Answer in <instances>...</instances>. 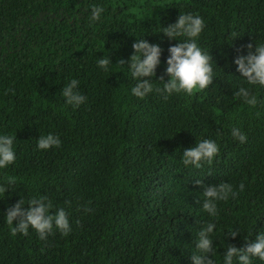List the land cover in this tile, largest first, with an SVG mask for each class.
Returning <instances> with one entry per match:
<instances>
[{
  "label": "trees",
  "instance_id": "obj_1",
  "mask_svg": "<svg viewBox=\"0 0 264 264\" xmlns=\"http://www.w3.org/2000/svg\"><path fill=\"white\" fill-rule=\"evenodd\" d=\"M94 3L105 5L103 23H87ZM180 12L204 19L199 44L212 56L213 83L191 96L135 97L127 66L133 42L143 35L161 46L150 79L162 84L156 79L176 40L159 31ZM261 39L264 0H0V132L15 135L17 153L0 169V178L17 177L0 199V264H191L195 233L211 219L197 203V179L245 184L237 199L218 202L217 264L221 243L240 247L264 231V88L254 89L255 108L235 97L248 85L233 62ZM105 54L125 64L103 71L96 60ZM73 78L87 97L76 108L61 95ZM236 126L244 143L231 136ZM48 132L60 146L37 149ZM204 138L217 142L218 154L199 168L184 166L183 149ZM36 194L65 208L68 234H10L6 209ZM232 228L235 238L226 236Z\"/></svg>",
  "mask_w": 264,
  "mask_h": 264
},
{
  "label": "clouds",
  "instance_id": "obj_2",
  "mask_svg": "<svg viewBox=\"0 0 264 264\" xmlns=\"http://www.w3.org/2000/svg\"><path fill=\"white\" fill-rule=\"evenodd\" d=\"M87 23H103L105 5L94 3L87 6ZM205 27L204 19L192 12H180L175 22L163 26L159 31L164 33L170 40L175 39L176 43L171 44L168 55L165 58L166 67L164 75L156 80L162 84H154L150 79L155 76L157 66L161 63L162 48L158 43H150L147 39L137 38L133 44V53L127 61L128 71L134 84L130 93L138 98H144L148 94L156 92L164 99H168L174 93H184L191 96L197 90H204L213 83L216 72L213 67V59L210 52L199 44V36ZM177 37L184 39L178 40ZM247 53L238 55L233 62L236 65L238 77H242L248 86L241 84L234 96L242 99L243 103L255 108L259 103L256 86L264 88V39L255 40V47L249 43ZM99 69L108 71L112 65H124L123 59L115 64L105 54L96 60ZM79 81L75 78L68 81L61 90L66 105L73 108L85 103L87 97L79 91ZM231 136L244 143L246 134L240 127L231 128ZM15 135L0 132V169H6L17 159ZM60 137L53 133L40 134L36 140V148L48 150L50 147H59ZM219 146L213 139L204 138L195 142L194 145L186 147L181 153V162L184 166L199 168L202 162L211 163L218 154ZM17 177L8 175L0 178V199L5 193L14 189ZM196 184L202 186V199L197 203L204 212L211 218L205 222L195 233L194 248L192 251L191 264H217L214 257L215 246L214 236L219 231L216 228L215 218L218 216V202L227 201L230 197L235 200L245 190V184L240 182L234 186L231 182L221 181L219 183L203 184L202 180H195ZM27 205V207H25ZM5 222L9 226L12 236L17 233L27 235L29 230H34L41 240L53 233V230L66 235L71 231L68 213L64 207H56L46 195L36 194L31 196L27 203L21 197L13 205L8 207L4 213ZM14 221L16 223L14 224ZM253 229V228H252ZM248 231L249 236L252 230ZM239 229L232 228L226 236L235 238ZM245 243L237 247L235 244H223L224 251L219 258V264H253V258L264 262V231H257L255 237L249 241L248 236L244 237Z\"/></svg>",
  "mask_w": 264,
  "mask_h": 264
}]
</instances>
